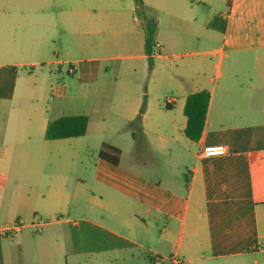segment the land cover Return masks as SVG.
I'll use <instances>...</instances> for the list:
<instances>
[{
    "label": "crops",
    "instance_id": "obj_1",
    "mask_svg": "<svg viewBox=\"0 0 264 264\" xmlns=\"http://www.w3.org/2000/svg\"><path fill=\"white\" fill-rule=\"evenodd\" d=\"M99 1L0 0V228L21 225L14 234H0V264H166L172 255L183 264H264V0H143L141 13L133 0L126 12L116 0ZM102 12L113 16L106 19ZM150 21L157 25L158 54L168 42L189 46L195 39L221 36L217 50L196 53L219 57V81L207 76L201 59L200 69L170 79L177 97L168 100L166 114L154 115L146 106L141 120L145 134L177 144L179 135L186 138L187 97L207 91L211 100L203 136L199 142L186 138L189 143L172 168L136 161L115 166L100 159L109 167L102 168L93 188L106 200L96 201L92 193L88 203L102 212H66L72 201L83 209L87 183L65 175L73 172L65 168L56 182L45 178L52 141L45 139L44 117L39 145L15 141L33 131L28 124L33 119L26 115L19 133L9 129L19 70L72 64L59 60V52L80 51L83 35L141 38L139 58L148 61ZM142 104L132 105L128 126ZM218 145L227 154L201 155L205 147ZM49 196L64 210L50 212L42 203Z\"/></svg>",
    "mask_w": 264,
    "mask_h": 264
},
{
    "label": "rangeland",
    "instance_id": "obj_2",
    "mask_svg": "<svg viewBox=\"0 0 264 264\" xmlns=\"http://www.w3.org/2000/svg\"><path fill=\"white\" fill-rule=\"evenodd\" d=\"M127 2L129 0H116L118 7L124 12L127 10ZM205 7L209 9L211 4H206ZM218 8L216 6L215 10L220 11L221 8ZM101 14L106 19L113 16L106 12ZM167 20L165 16L163 20L165 25ZM165 36L168 37L167 32ZM220 41L221 36L216 35L213 41L192 40L189 46H177L168 42L165 52L158 54L159 50L157 51L153 69L150 71L149 61L139 58L144 53L143 39L126 40L125 37L111 34L95 38L83 35L80 51L76 49L59 52V60L64 57L72 64L63 63L43 70L39 68L19 70L21 75L13 111L10 114L9 129L11 133L13 131L19 133L20 127L24 128L27 124L25 118L23 120L20 118L26 115L33 119L32 123H28L32 125L33 131L29 136H20L15 141L19 143L22 141L23 146L39 145L41 140H44L43 122L39 120L43 117L45 123L65 116L85 115L89 118L85 136L48 143L52 148L46 162L49 175L45 178L53 183L62 178L60 175L67 173L65 169H69L68 171L72 169L73 172L65 175L82 178L87 183L83 187L84 197L80 201L83 209L75 208L72 201L66 212H102L99 208L91 209L88 201L92 200L93 194L96 201L106 200V196L93 188L100 178L102 168L109 167L99 158V153L105 145L120 150V163L125 167L132 161L165 163L167 168L175 166V158L184 153L181 147L185 146L186 142L189 143L182 137L183 135H179L177 144L168 145L154 134H145L141 130L142 123L136 120L128 126L125 118L133 104L140 105L145 99V107L149 106L152 114L165 113L168 100L177 97L175 84L171 83L170 79L183 71L192 74L200 69L201 59L207 62L204 66L207 76L215 79L217 83L219 57L217 55L197 57L196 53L217 50L221 45ZM69 42L68 39L64 41L67 45ZM54 48L56 49V46L52 47ZM67 55L70 56L66 57ZM91 59L100 61L92 63L89 61ZM183 160L188 163L189 156L184 155ZM150 171L154 169H142L146 174ZM183 173L185 176L188 175L186 170H183ZM54 199L55 197L49 196L46 201L42 200V203H46L50 212L59 211L58 209L63 211V207L58 205V200ZM77 217L72 215L73 220Z\"/></svg>",
    "mask_w": 264,
    "mask_h": 264
},
{
    "label": "trees",
    "instance_id": "obj_3",
    "mask_svg": "<svg viewBox=\"0 0 264 264\" xmlns=\"http://www.w3.org/2000/svg\"><path fill=\"white\" fill-rule=\"evenodd\" d=\"M133 1L139 10V13H141L144 9L143 0ZM156 27L157 25L154 21L147 23V35L144 49L148 56L150 71H152L154 65L153 48L156 46V43H154ZM210 100L211 95L207 91L191 94V96L189 95L186 99L184 115L187 118V125L184 130V134L190 141L199 142L203 136ZM145 102L146 99L144 100L143 107L141 108L140 114L136 119L138 123H141L142 115L145 110ZM166 108H168V106H166ZM88 127L89 118L85 115L61 117L48 124L45 133V139L47 141H64L65 139L83 137L87 134ZM120 156V150L109 145H105L99 153V158L101 160L115 166L119 165Z\"/></svg>",
    "mask_w": 264,
    "mask_h": 264
},
{
    "label": "built area",
    "instance_id": "obj_4",
    "mask_svg": "<svg viewBox=\"0 0 264 264\" xmlns=\"http://www.w3.org/2000/svg\"><path fill=\"white\" fill-rule=\"evenodd\" d=\"M157 46H154L153 48V55L155 56L157 53ZM228 149L225 146L218 145V146H209L205 147L201 153L204 157H212V156H222L227 154ZM21 225L19 223H14L12 225L2 227L0 228V234L2 236H8L11 234H14L20 229ZM166 264H183L181 258H179L177 255L170 256Z\"/></svg>",
    "mask_w": 264,
    "mask_h": 264
}]
</instances>
